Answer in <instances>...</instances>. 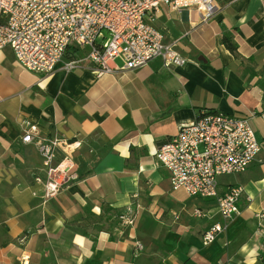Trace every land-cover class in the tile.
Masks as SVG:
<instances>
[{"label": "crops", "instance_id": "obj_1", "mask_svg": "<svg viewBox=\"0 0 264 264\" xmlns=\"http://www.w3.org/2000/svg\"><path fill=\"white\" fill-rule=\"evenodd\" d=\"M215 1L207 21L194 8L165 7L155 18L188 59L182 66L155 59L123 69L117 60L121 69L104 75L90 64L41 74L0 50V264H264V0ZM225 28L236 55L222 42ZM202 110L251 117L262 143L246 171L219 177L221 191L244 186L231 219L215 198L174 190L156 161L159 146ZM27 121L41 137L81 142L80 178L49 200L31 177L43 170L35 141L22 140ZM129 208L133 225L120 217ZM214 223L227 227L204 244Z\"/></svg>", "mask_w": 264, "mask_h": 264}, {"label": "built area", "instance_id": "obj_2", "mask_svg": "<svg viewBox=\"0 0 264 264\" xmlns=\"http://www.w3.org/2000/svg\"><path fill=\"white\" fill-rule=\"evenodd\" d=\"M165 7L197 9L203 21L217 9L215 0H0V50L10 48L18 63L37 73H51L59 65L73 71L87 65L99 75L136 69L155 59L173 68L188 59L157 28L154 20ZM255 115V112L251 113ZM264 117V114H263ZM38 126L24 123L23 142L36 143L43 173L31 177L43 187V199L57 196L62 188L80 178L74 156L79 140L63 135L39 136ZM262 149L251 117L223 111L202 110L161 144L155 153L158 164L170 173L172 188L196 197L215 198L225 219L241 212V184L219 189L221 175L247 170ZM122 214L126 225L134 224V212ZM196 216H203L195 209ZM257 217L264 218V212ZM226 225L214 223L202 235L204 244L215 241ZM30 231L18 241L25 244ZM138 250L143 246L137 243ZM218 264H229L218 260Z\"/></svg>", "mask_w": 264, "mask_h": 264}, {"label": "trees", "instance_id": "obj_3", "mask_svg": "<svg viewBox=\"0 0 264 264\" xmlns=\"http://www.w3.org/2000/svg\"><path fill=\"white\" fill-rule=\"evenodd\" d=\"M222 42L233 54H237L238 45L234 41L233 34L227 31L226 28L223 29Z\"/></svg>", "mask_w": 264, "mask_h": 264}]
</instances>
